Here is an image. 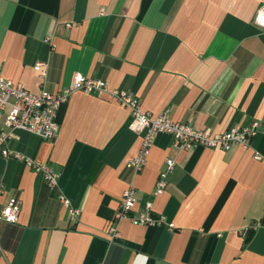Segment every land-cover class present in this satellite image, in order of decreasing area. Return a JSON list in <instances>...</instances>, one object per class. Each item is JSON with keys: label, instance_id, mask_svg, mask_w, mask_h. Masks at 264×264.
<instances>
[{"label": "crops", "instance_id": "crops-1", "mask_svg": "<svg viewBox=\"0 0 264 264\" xmlns=\"http://www.w3.org/2000/svg\"><path fill=\"white\" fill-rule=\"evenodd\" d=\"M263 3L0 0V73L33 93H56L81 72L154 115L169 108V119L215 132L264 122V26L254 23ZM131 118L109 92L75 90L59 105L53 140L14 131L9 146L47 162L58 180L49 188L40 172L0 154V211L12 196L20 203L16 222L0 220V264H264V132L246 148L179 151L161 131L133 173L125 163L141 134ZM167 158L174 167L155 194ZM129 184L137 197L129 214L150 205L164 222L121 218L111 240Z\"/></svg>", "mask_w": 264, "mask_h": 264}, {"label": "built area", "instance_id": "built-area-1", "mask_svg": "<svg viewBox=\"0 0 264 264\" xmlns=\"http://www.w3.org/2000/svg\"><path fill=\"white\" fill-rule=\"evenodd\" d=\"M254 23L264 26V3L257 9ZM43 65L44 62L42 61L34 63V69L39 71L41 77L46 75V69L42 68ZM75 90H82L87 93L109 92L111 97L130 112L132 118L129 128L141 134V143L137 153L125 163V166L133 173L143 169L155 136L161 131L171 135L173 145L179 151L189 149L194 145L223 150L230 148L232 145L246 148L249 147L253 136L259 132H264V122L260 120H252L244 125L235 124L224 131L215 132L209 128H199L196 125L169 119V108L154 115L143 109L131 93L119 89H110L106 80L88 77L81 72H75L70 85L63 87L56 93L46 89L33 93L22 82H14L0 73V113L5 111L2 121L3 126L0 129V154L20 161L34 171L40 172L49 188L57 186L58 173L47 162L11 148L9 140L15 136L14 131L17 129L27 130L44 140H53L58 132L56 114L59 105L67 101L69 95ZM255 158H260V155L255 154ZM174 163L175 161L172 158L165 160V169L159 173L155 183V194L164 190L167 184V173L173 169ZM3 192L4 187L0 184V193ZM58 198L62 203L69 204L68 199L63 194L59 193ZM136 202L135 189L132 184H129L122 193L118 208L108 228L109 239L112 240L118 237L119 233L115 221L121 218H127L132 223L141 225L164 222L163 217L151 215L150 205H148L145 212L130 215L129 213L133 210ZM19 211V199L12 196L0 211V220L14 223L18 219ZM77 214L78 210L71 209L72 220L76 219ZM247 232L243 231L242 234L247 235Z\"/></svg>", "mask_w": 264, "mask_h": 264}, {"label": "trees", "instance_id": "trees-1", "mask_svg": "<svg viewBox=\"0 0 264 264\" xmlns=\"http://www.w3.org/2000/svg\"><path fill=\"white\" fill-rule=\"evenodd\" d=\"M249 235H250V234L248 233V234L246 235V237H245V238H246V239H248V238H249Z\"/></svg>", "mask_w": 264, "mask_h": 264}]
</instances>
